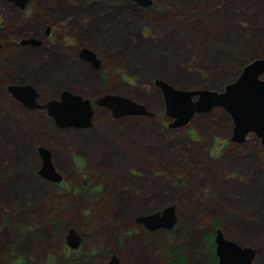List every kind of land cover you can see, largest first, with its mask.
I'll return each mask as SVG.
<instances>
[{"label": "rangeland", "instance_id": "rangeland-1", "mask_svg": "<svg viewBox=\"0 0 264 264\" xmlns=\"http://www.w3.org/2000/svg\"><path fill=\"white\" fill-rule=\"evenodd\" d=\"M0 0V264H213L211 234L256 249L264 264V144L231 142L222 107L170 128L158 78L221 91L264 57V0ZM47 24L53 34L44 39ZM33 37L44 45L20 46ZM19 45V46H18ZM89 47L96 68L81 58ZM264 77V75H263ZM30 83L41 102L70 90L119 94L154 116L115 118L95 105L93 126L61 128L7 87ZM47 148L62 182L40 174ZM90 187V188H89ZM175 204V228L136 217ZM81 246L67 244L69 229ZM215 241V240H214Z\"/></svg>", "mask_w": 264, "mask_h": 264}, {"label": "water", "instance_id": "water-1", "mask_svg": "<svg viewBox=\"0 0 264 264\" xmlns=\"http://www.w3.org/2000/svg\"><path fill=\"white\" fill-rule=\"evenodd\" d=\"M20 8L27 7L29 0H7ZM141 7H149L154 0H132ZM40 40L29 37L21 39V45H39ZM81 58L92 66L99 68L101 61L97 54L84 48ZM264 57L255 58L247 63L238 77L227 83L223 90L177 88L167 80L158 78L155 85L161 90L165 101V112L172 121L170 128L186 126L195 115L209 113L214 108H224L234 121L232 142L243 143L254 133L264 144ZM10 94L28 109H46L48 115L61 128L85 129L93 126L95 105L112 111L115 118L127 116H154L144 104L119 94H105L95 101L64 90L60 98L51 99L45 103L39 102L40 92L30 83L11 84L7 87ZM42 156L40 174L54 182H62L63 176L57 171L51 152L39 147ZM136 222L143 224L150 231L173 229L178 224L176 205L171 204L160 211L142 214L136 217ZM81 235L74 228L69 229L67 244L71 249L81 246ZM217 264H254L256 249L243 246L225 237L221 229L215 231ZM110 264H118L113 255Z\"/></svg>", "mask_w": 264, "mask_h": 264}, {"label": "trees", "instance_id": "trees-1", "mask_svg": "<svg viewBox=\"0 0 264 264\" xmlns=\"http://www.w3.org/2000/svg\"><path fill=\"white\" fill-rule=\"evenodd\" d=\"M214 226L217 229V228H219L221 226V224L220 223H215ZM214 239H215V232H213L211 234V240L212 241H211V244L208 245V249H210V251L212 252L211 259L213 260V264H216L218 259H217L216 253H215V241H214ZM172 262H173V264H190L189 261L186 259V257L184 255H180L177 258H174L172 260Z\"/></svg>", "mask_w": 264, "mask_h": 264}, {"label": "flooded vegetation", "instance_id": "flooded-vegetation-1", "mask_svg": "<svg viewBox=\"0 0 264 264\" xmlns=\"http://www.w3.org/2000/svg\"><path fill=\"white\" fill-rule=\"evenodd\" d=\"M28 5V4H27ZM28 7V6H27ZM53 26L52 25H50V24H47V27H46V30H45V34L42 36L44 39H49V37L53 34ZM45 41V40H44ZM44 41H41V43L39 44V45H37V47H41L42 45H44ZM18 44L20 45V46H23V47H27V46H30V45H21L20 44V41H18ZM18 45V46H19ZM0 46H2V44H0ZM84 48H89V47H86V46H82V48H80V51H79V54L81 53V51L84 49ZM90 49V48H89ZM92 50V49H91ZM10 93V92H9ZM12 96V95H11ZM13 97V96H12ZM14 98V97H13ZM15 99V98H14ZM18 101V100H17ZM39 102H41V93H40V97H39ZM41 103H43V102H41ZM22 104V103H21ZM31 110H33V109H31ZM39 110V109H38ZM40 110H45L46 111V109H40ZM47 112V111H46ZM48 114V113H47ZM232 142V141H231ZM234 143H237V142H234ZM244 143V142H243ZM238 144H241V143H238ZM146 228V227H145ZM218 229V228H217ZM149 230V229H148ZM216 231V230H215ZM215 240V239H214ZM215 253H216V244H215ZM217 256V255H216ZM256 258V257H255ZM217 259H218V257H217ZM255 261V260H254ZM217 262H218V260H217ZM217 262H216V264H217Z\"/></svg>", "mask_w": 264, "mask_h": 264}]
</instances>
